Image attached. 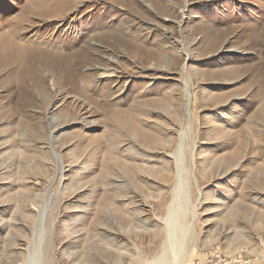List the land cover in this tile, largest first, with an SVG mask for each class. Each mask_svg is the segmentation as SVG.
Listing matches in <instances>:
<instances>
[{"label": "rangeland", "instance_id": "1", "mask_svg": "<svg viewBox=\"0 0 264 264\" xmlns=\"http://www.w3.org/2000/svg\"><path fill=\"white\" fill-rule=\"evenodd\" d=\"M263 15L0 0V264H264Z\"/></svg>", "mask_w": 264, "mask_h": 264}, {"label": "built area", "instance_id": "2", "mask_svg": "<svg viewBox=\"0 0 264 264\" xmlns=\"http://www.w3.org/2000/svg\"><path fill=\"white\" fill-rule=\"evenodd\" d=\"M191 264H246V262L242 258L225 255L217 245H213L200 259Z\"/></svg>", "mask_w": 264, "mask_h": 264}, {"label": "bare ground", "instance_id": "3", "mask_svg": "<svg viewBox=\"0 0 264 264\" xmlns=\"http://www.w3.org/2000/svg\"><path fill=\"white\" fill-rule=\"evenodd\" d=\"M239 8V7H238ZM238 8H236V10L238 9ZM233 9V8H232ZM229 10V9H227V11H228V13H230L229 15H231V14H233L234 12H236V10L234 11V10ZM227 13V14H228ZM228 15V16H229ZM235 15V14H234ZM235 16H237V15H235ZM263 17H264V15H263ZM234 19V18H233ZM264 20V19H263ZM237 21V20H236ZM212 25H214V24H212ZM212 25H210V27H209V32H210V37H213L214 38V40L220 35L218 32V30L217 29H215L214 27H212ZM251 27V26H250ZM227 28H224V30H221L222 32L223 31H225ZM252 32V31H251ZM216 41V40H215ZM215 43V42H214ZM7 44H9V48H10V50H12V52L13 53H16V54H18V55H20L21 54V52H22V50H21V48H20V43H18V42H15L14 40L13 41H9ZM215 45V44H214ZM101 75L103 76V77H105V76H110V75H108V74H105V72H102L101 73ZM189 94H187V96H188Z\"/></svg>", "mask_w": 264, "mask_h": 264}]
</instances>
